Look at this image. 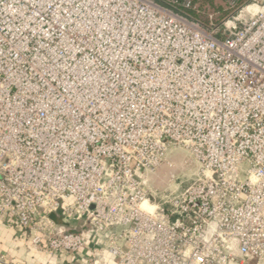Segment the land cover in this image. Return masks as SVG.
I'll use <instances>...</instances> for the list:
<instances>
[{
	"label": "built area",
	"instance_id": "1",
	"mask_svg": "<svg viewBox=\"0 0 264 264\" xmlns=\"http://www.w3.org/2000/svg\"><path fill=\"white\" fill-rule=\"evenodd\" d=\"M161 1L0 0V220L51 256L84 221L90 264H264V0L222 38Z\"/></svg>",
	"mask_w": 264,
	"mask_h": 264
},
{
	"label": "crops",
	"instance_id": "2",
	"mask_svg": "<svg viewBox=\"0 0 264 264\" xmlns=\"http://www.w3.org/2000/svg\"><path fill=\"white\" fill-rule=\"evenodd\" d=\"M58 230L81 233L86 240V248L75 255H48L41 247H35L29 233L15 224L0 220V264H90L92 248L99 247L105 236L92 232L89 224L84 221L69 222L60 214H52ZM106 264H118V260L105 253Z\"/></svg>",
	"mask_w": 264,
	"mask_h": 264
},
{
	"label": "rangeland",
	"instance_id": "3",
	"mask_svg": "<svg viewBox=\"0 0 264 264\" xmlns=\"http://www.w3.org/2000/svg\"><path fill=\"white\" fill-rule=\"evenodd\" d=\"M213 3L214 7L205 5L202 10L205 11V14L210 15L211 20H219L223 15L222 12L217 10L220 7L228 12L223 19L225 20L224 33L226 34H228L236 25L240 24V22H243V20L249 19L257 10L255 6H252L251 2L249 5L242 7L237 15L232 16L236 7V2L234 0H213ZM217 30L218 29H216V31ZM170 160L174 164L173 169L162 166L151 175L150 186L156 191L159 198L168 194L170 190L181 191L186 188L189 184L187 180L193 178V174L196 172V167L192 169V172H189L186 168L185 162L188 160V154L184 150L179 149L173 151L170 155Z\"/></svg>",
	"mask_w": 264,
	"mask_h": 264
},
{
	"label": "trees",
	"instance_id": "4",
	"mask_svg": "<svg viewBox=\"0 0 264 264\" xmlns=\"http://www.w3.org/2000/svg\"><path fill=\"white\" fill-rule=\"evenodd\" d=\"M156 2L165 4V2L161 1V0H154ZM194 4L198 5V9L196 11L193 10H175L177 13L183 15L185 18L199 24L201 27H203L205 30L207 31H212V30H217V36L219 38H222L226 33H224L225 31V26H224V16L226 14H228V12L224 11L221 7L218 8L217 10L219 12H222L223 15L220 17L219 20H211L210 15L205 14V11H203L202 9H204L205 5H208L209 7H214V3L213 0H191ZM236 2V7H235V11L232 13L233 15H237L238 11L244 7L249 5L252 0H234Z\"/></svg>",
	"mask_w": 264,
	"mask_h": 264
},
{
	"label": "bare ground",
	"instance_id": "5",
	"mask_svg": "<svg viewBox=\"0 0 264 264\" xmlns=\"http://www.w3.org/2000/svg\"><path fill=\"white\" fill-rule=\"evenodd\" d=\"M143 209H150L149 205L147 202H145L142 206Z\"/></svg>",
	"mask_w": 264,
	"mask_h": 264
}]
</instances>
